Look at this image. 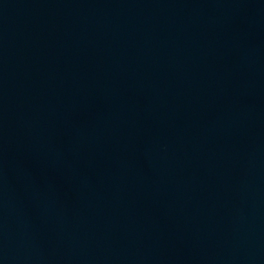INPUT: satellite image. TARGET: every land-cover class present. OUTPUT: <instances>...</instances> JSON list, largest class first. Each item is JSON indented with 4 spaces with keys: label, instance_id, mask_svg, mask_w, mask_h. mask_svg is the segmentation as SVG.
<instances>
[{
    "label": "water",
    "instance_id": "obj_1",
    "mask_svg": "<svg viewBox=\"0 0 264 264\" xmlns=\"http://www.w3.org/2000/svg\"><path fill=\"white\" fill-rule=\"evenodd\" d=\"M0 264H264V0H0Z\"/></svg>",
    "mask_w": 264,
    "mask_h": 264
}]
</instances>
